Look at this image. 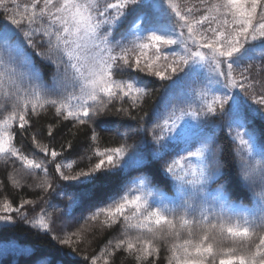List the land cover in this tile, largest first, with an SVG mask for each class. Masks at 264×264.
<instances>
[{"label": "snow or ice", "instance_id": "snow-or-ice-1", "mask_svg": "<svg viewBox=\"0 0 264 264\" xmlns=\"http://www.w3.org/2000/svg\"><path fill=\"white\" fill-rule=\"evenodd\" d=\"M262 72L264 0H0V160L43 173L37 200H0V222L24 221L71 249H32L26 264H80L74 245L97 221L119 236L84 264H113L120 251L156 264L165 244L167 264H264ZM154 78L152 115H133ZM49 109L57 124L87 129L86 169L56 163L62 153L38 132L31 142L47 159L16 144ZM102 132L119 146L100 148ZM94 202L104 206L79 229L53 233Z\"/></svg>", "mask_w": 264, "mask_h": 264}, {"label": "trees", "instance_id": "trees-1", "mask_svg": "<svg viewBox=\"0 0 264 264\" xmlns=\"http://www.w3.org/2000/svg\"><path fill=\"white\" fill-rule=\"evenodd\" d=\"M255 71H260L256 69ZM264 76V72L261 73ZM127 78V77H125ZM154 91L150 98H147L145 103L141 106L140 110L130 109L133 115H143L144 112H148L149 116L152 115L151 108L154 104L158 103L159 97L162 91V85L158 80H155L152 85ZM259 91V89H257ZM119 106V104H117ZM127 106V101H125V105ZM127 119V118H123ZM34 121H37L33 124L31 128L28 129L25 133L17 132L16 136V144L18 146H22L23 151L30 156H34L38 160L47 159L45 155L39 151L31 142V134L33 132H38L37 140L42 144H47L49 148H55L57 151L61 152L62 155L57 158L56 163H60L64 161L65 163H72V173L74 174L76 171L80 169H86L89 166L88 156L91 155L90 144H85V137L83 135L84 131L87 129L84 126L73 127V122H63L61 124H57V118L53 115V110L49 109L47 113L41 114L39 118L34 117ZM256 126L259 128L261 126V122L257 120ZM56 124L58 130H54L53 136L48 137L47 133V125ZM105 127H108L106 125ZM135 127V124H133ZM97 131H100L97 128ZM114 133L112 132H102L101 140L99 142L100 148L106 147H118L121 141L119 139H113ZM71 143L72 147L69 148L68 144ZM128 143H134V140H129ZM223 143V141H222ZM227 147H231L230 144ZM97 161L96 157H93L91 163L94 164ZM49 173L55 175L54 173V164H50ZM66 174H68L67 169H65ZM9 173H13L18 177L23 178V186L21 188H13L11 183L9 182L8 176ZM43 177V173L40 171H36L33 173H28L23 168L20 167L19 164L13 168L10 162L6 163L3 160H0V200H2L5 196L8 199L12 200L14 205H18L22 199H32L37 200L38 196L41 195L39 189H35L34 185L39 182V180ZM70 183V182H64ZM33 187H29V186ZM161 187L171 194V191L165 185H161ZM71 195V193H69ZM245 204H250L249 200L243 201ZM67 203V201H65ZM41 207L44 205L41 204ZM103 204L95 203L93 207H85L82 210H78L75 212V216L66 221H57L53 226V233L59 237H63L64 232H73L76 231L84 225V217H86L90 211H94L96 207H103ZM30 207V206H29ZM60 208H64L65 204H60ZM37 213L40 211V208L37 207L35 210ZM35 213H32L34 215ZM15 215V214H14ZM103 217H101V220ZM88 230L86 239L83 243L79 245H74L77 249V257L79 258L80 264H84L83 256L87 255L89 257L93 255L99 256L101 253V249L105 248L108 244L109 240H112L114 237L119 236V231L117 229H110L102 227L100 222L97 221L94 224L89 223L85 226ZM62 228L63 231H57V229ZM135 233H133L134 235ZM52 234L44 235L37 229L31 227V225L27 224L24 221H17L15 225H4L0 222V242H11L18 240L25 246V249L20 254L18 250H15L13 254V258L16 259L11 260L9 264H26V257L31 254L32 249H38L41 251H48L55 253L57 249L64 248L65 251H70L67 246L60 245L58 240H53ZM171 243V241H169ZM169 252L167 251V244L161 247L160 256L156 260V264H167L166 258L168 257ZM0 264H8V258L2 256L0 259ZM88 264H91V260L88 261ZM98 264H103V261H98ZM113 264H136V261L133 257L128 256L125 252L120 251L114 258Z\"/></svg>", "mask_w": 264, "mask_h": 264}, {"label": "rangeland", "instance_id": "rangeland-1", "mask_svg": "<svg viewBox=\"0 0 264 264\" xmlns=\"http://www.w3.org/2000/svg\"><path fill=\"white\" fill-rule=\"evenodd\" d=\"M4 245H7V247H4ZM25 249V246L20 243L18 240L11 241V242H0V259L2 256H5L8 258V264L12 260L13 261V254L15 250H18V253L20 254ZM16 260V259H14Z\"/></svg>", "mask_w": 264, "mask_h": 264}]
</instances>
